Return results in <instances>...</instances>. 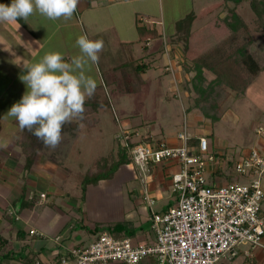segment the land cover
<instances>
[{
    "label": "rangeland",
    "instance_id": "1",
    "mask_svg": "<svg viewBox=\"0 0 264 264\" xmlns=\"http://www.w3.org/2000/svg\"><path fill=\"white\" fill-rule=\"evenodd\" d=\"M215 1H218L220 5L214 8L209 15L192 22L190 26L192 30L194 29L200 35H203L208 44H214L220 39L224 40L229 35L226 33V35H223L224 38L222 36L217 37V33L224 30L222 29L220 17L232 6L243 17L252 35L257 37L262 33L261 29L257 28L256 15L249 4V0H241L237 6H235L233 0ZM209 2L211 0H203L200 1V4H208ZM195 6L194 11L197 12L199 4ZM168 8L169 5L167 7L166 4H163V12L167 17ZM186 10L183 6H176L173 9V15L181 19L185 16L183 14ZM108 15H106L107 18ZM137 18L141 23H147L146 25H148L147 15L142 13L134 14L133 25H135V19ZM28 19L25 20L27 27L22 25L19 20L11 23L0 22V144L5 141L17 142L18 136H15V132H17L15 129L18 126L12 124L14 123L11 121L13 117H7L6 114L12 105L17 103L27 91L26 85L20 80V76L26 74V69L22 70V75L17 73L25 63H34V59L30 56L31 49L36 47L45 34L42 28L37 27L33 22L30 23L31 19L29 17ZM108 22V19H104L103 22L101 21L97 24L96 28H86L84 35H87L92 40L103 39L104 41V50L101 52L103 55L99 54V61L92 66L89 75L96 80L97 84L101 83V87L96 92L101 99L108 100L109 103L96 113H93V116L99 119L95 127L87 129L81 125L84 129L80 131L77 139H69L71 137L65 132L64 137H67L69 143L66 145L61 142L58 149H54L58 152H54L52 156V158H55L56 163L59 162V165L71 170L70 172L65 168L66 171H63L70 173L69 185L71 184V187L74 188V197H77L81 202L84 184L82 176L86 172V176L91 171L93 172L97 166L96 161L101 156L115 149L119 142L123 141L122 137L126 133L129 134L128 136L131 137L132 142L141 141L140 139L145 141V137L140 138V136L151 133L161 135L164 142L169 144V141H177L176 133L185 128V133L188 136L202 134V136L206 137L208 142L207 155L222 157L226 153V155L238 158L239 155L251 148H257L264 153V70L247 86L244 92L224 86L221 88L217 87L216 92L209 99L200 100L201 106H196L197 94L190 83L193 71L189 70V63L184 60L185 56H183L184 52L180 40L182 51L173 46L167 51L168 55H166V61L169 58L172 59L171 57H174V54L178 55L176 64L174 66L167 63L162 65L163 58L160 59V57L163 50L161 52L156 50V48H164V45L168 46L170 42L175 40L171 38V35L169 36L168 29L164 33V39L163 37L162 40L154 39L145 45L144 42H136L137 32L135 27L130 26L128 29L125 27H120L119 29L111 28L117 30V33L114 32V34L110 33ZM126 22L128 23L127 19ZM111 27L114 26L112 25ZM181 27L184 31L188 29L187 25L182 24ZM61 30H58L53 35L49 48L44 50V54L55 51L71 59L72 56L79 54V49L76 47L75 51H71L74 47V40L68 38L69 36L65 33L63 34ZM116 36L118 40L120 38L122 40H132L135 49H138L136 54L131 53L129 55V59L134 57H138L135 59H141L144 57V60L151 61V66L142 74L144 83L137 92H120L122 81L119 74L116 73H113L111 77L114 80L112 85L107 86L102 83L100 67L103 68L102 66L106 63L116 61L118 58L115 53H118L117 48L115 51L108 50L111 49L112 40ZM60 40L63 43L59 42ZM37 41L39 42L36 43ZM62 44H64L63 47ZM156 44L157 46H155ZM154 48V53H148ZM142 55L144 56L140 57ZM40 56L38 55L37 57ZM204 75L206 82L213 77L212 72L207 69L204 70ZM203 110L207 111L208 117ZM210 114L218 116L219 119L212 122ZM18 128L20 129V127ZM136 130L139 135L134 133ZM21 132L23 130H18V133ZM148 139L150 140V138ZM127 165L131 164L126 163L125 166ZM127 169L132 170V168ZM142 172L144 173V171ZM231 174L230 177H226V180L244 181L234 170H232ZM260 180L264 189V174L260 177ZM134 183L136 182L134 181ZM136 185L139 187V184L136 183ZM161 194H163V198H167L168 191L166 190ZM50 199H52L51 196L48 200ZM83 201L80 204L83 205ZM145 201L142 199L144 204L146 203ZM56 204L62 208L61 199L56 198L55 205L51 208V210L55 211V215L51 216V219L61 218V213L58 211ZM46 206L47 204L44 205V207ZM151 207L154 210L159 207V201L155 196ZM37 208L38 211L43 210L40 209L42 208L40 206ZM262 209L264 215V203ZM94 234L89 233L88 238L90 240L93 239ZM0 253L2 252L0 251ZM21 254L25 255L23 257L16 256L17 259H23L20 261L21 264H38L39 260L34 263V260L38 257L37 253L29 252L27 254L26 252H21ZM56 260L54 257L51 262L46 259L43 263L56 264ZM246 262L247 259L244 256H236L232 259L221 258L214 264H246ZM15 263L16 261L12 264Z\"/></svg>",
    "mask_w": 264,
    "mask_h": 264
},
{
    "label": "crops",
    "instance_id": "2",
    "mask_svg": "<svg viewBox=\"0 0 264 264\" xmlns=\"http://www.w3.org/2000/svg\"><path fill=\"white\" fill-rule=\"evenodd\" d=\"M98 1L79 0L77 10L73 14L74 17L72 16L71 19L67 20L63 18L50 20L38 12L29 16L31 19L30 23L33 22L37 27L39 26L45 33L36 47L31 49L30 56L34 59V63L38 62L40 60L38 58L44 55V50L49 48L51 38L58 30L62 29L63 34H67L68 38L74 40V47L71 51H75V40L81 34L84 35L87 30L86 28L94 29L104 19H108L109 21L110 33H117L116 29L111 28L119 29L120 27H125L128 29L130 26L136 28L137 22L133 25L134 14L142 13L147 15L148 25H146L147 23L145 25L154 28L159 35L156 38L138 41V33H136V42H144L146 45L154 39L162 40V37L163 39L165 38L164 33L166 29H168L169 36L171 35V38L175 40L170 42L168 46L164 45L160 59L163 58L162 65L167 63L174 66L178 55L174 54L175 58L171 57L172 59L169 58L166 61L167 51L173 46L181 50L182 46L180 47L181 43L177 38L176 30L179 17L177 18V16L173 15V9L176 6H183L187 9L183 14L186 15L189 12H196L194 11L196 4H199V9H197L199 11L212 3L218 2L211 0L208 4H200V1L203 0H198L199 3L196 0ZM163 4H166L167 7L169 5L168 17L163 12ZM106 15H108V18ZM22 22L20 23L27 27L24 19ZM112 25L114 27H111ZM190 30L192 29L190 28ZM59 42L63 43L62 40ZM112 44L111 49L108 50L115 51L117 48L118 53H115L118 58L116 61L106 63L102 66L103 68L112 62L129 58L131 53L136 54V51L138 52V49L134 47L133 41L129 39L122 40L120 38L118 40L116 36L112 40ZM154 50L155 48L151 49L150 52L154 53ZM38 55L40 57H37ZM63 56L66 62H70V58L66 55ZM135 58L138 57L132 59ZM24 65L17 74L22 75V70H25ZM103 68L100 67V73ZM163 68L165 67L163 66ZM100 84H97V89L100 88ZM101 108L103 107L99 109ZM13 119L15 120V118H12L11 121L14 122L12 124H16L19 127L18 122ZM96 124L87 126L82 123H76V126L72 127L69 123H66L62 128L61 142L66 145L69 143L67 137H64L65 132L71 137L69 139L74 140L78 138L82 129L93 128ZM18 127L15 129L17 131L15 132V136L19 137L20 133H18V130L20 129ZM134 133L139 135L137 130ZM198 136H202V134L194 136L195 139ZM141 137H148L156 142L163 140L161 135L151 133H147ZM32 141L36 143L34 144L37 148L34 150L32 163L28 169L23 168L25 153L22 152L21 146L16 141H5L0 144V238L2 240L0 243V251L2 253L0 255L10 251L16 257L21 252H26L27 254L33 252L38 254L34 263L36 260L43 263L46 259L51 262L54 257L63 253L66 249L74 245H87L97 236L98 233L95 232L93 239L90 240L88 238L89 233L93 232L82 228L81 224L79 225L80 222L90 228L94 225H99L101 229L107 224L126 219L134 227V233L130 237L134 243H152L154 241V232L151 227V212L165 210L175 202V195L171 192L169 179L170 173L178 169L175 163L172 161L151 163L144 173L140 169L135 168L130 162V167L122 164L114 171L110 178L100 179L95 184H87L83 205L79 211L78 206L80 205V201L77 197H74V188L71 187V184L69 185L70 173L63 171L65 168L70 172L71 170L63 167V165H59V162L56 163L55 158H52L54 152L58 151L46 147L37 137L32 139L31 135L30 145H33ZM168 143L177 144L178 140L169 141ZM55 149H58V147ZM217 159H219L218 162H208V171L211 177L218 176L224 181L227 179L226 177L232 175V170L222 165L225 162L223 155L222 157L218 156ZM125 167L132 168V170ZM134 181L139 184V187H137ZM166 190L168 191L167 198H163V194L161 193ZM41 193H44V196H40ZM50 196L52 199L48 200ZM154 196L159 201V207L156 210L151 207ZM56 198L61 199L62 208L56 204L58 211L61 213V218L51 219V216L55 215V211L51 210V208L55 205ZM142 199L144 201L147 200L145 204L142 202ZM46 204L47 206L44 207ZM39 206L42 207L40 208L43 209L42 211H38L37 207ZM31 229L35 232L30 233ZM21 255L20 257H23L25 254ZM21 260L23 259L6 258L2 261V264H12L15 261V264H21ZM251 261H253V264H263V252L260 249H256Z\"/></svg>",
    "mask_w": 264,
    "mask_h": 264
},
{
    "label": "built area",
    "instance_id": "3",
    "mask_svg": "<svg viewBox=\"0 0 264 264\" xmlns=\"http://www.w3.org/2000/svg\"><path fill=\"white\" fill-rule=\"evenodd\" d=\"M128 135L124 134L120 143L127 147L135 168L146 171L149 164L162 161L178 166L169 177L175 202L165 210L151 212L154 241L134 243L129 237H114L103 229L87 245L66 249L56 264H214L221 258L251 259L256 249L264 258L261 150L251 148L238 158L225 153L222 165L244 181H222L210 176L208 162L219 159L207 155L204 136L191 144L183 128L176 133L177 144L163 140L129 144Z\"/></svg>",
    "mask_w": 264,
    "mask_h": 264
},
{
    "label": "trees",
    "instance_id": "4",
    "mask_svg": "<svg viewBox=\"0 0 264 264\" xmlns=\"http://www.w3.org/2000/svg\"><path fill=\"white\" fill-rule=\"evenodd\" d=\"M241 0H233L235 6L239 4ZM12 0H1V4L10 5ZM249 4L256 15L257 28L261 29L259 36H254L251 33L247 23L232 6L226 10V13L220 17L223 31L217 33L218 36L229 35L227 38L220 39L214 44H208L203 35L197 33L195 30H190L192 22L210 14L214 8L220 5L219 2H215L200 9L197 12H189L183 18L177 21V38L182 42L183 52L185 56L184 60L189 63V70L193 71V75L190 78L192 88L197 94L196 106H201L200 100L209 99L212 94L216 92L217 87H228L239 92H244L248 85L264 70V0H249ZM21 23L22 19H18ZM136 30L138 33V41H145L147 38H156L159 34L154 28L147 27L140 20L136 19ZM187 25L188 29L184 31L181 27ZM195 31V32H194ZM196 33V34H195ZM206 33V32H205ZM200 35V36H199ZM216 36V35H215ZM204 38V39H203ZM224 38V37H223ZM158 51L163 50V47L156 49ZM152 54V52H148ZM209 54V55H208ZM151 66V61L141 59H129L123 58L118 62H112L101 70V79L103 85H112L114 80L111 78L113 73L119 74L122 87L120 92H137L144 80L142 73H144ZM212 72L213 77L206 82L204 70ZM206 83V84H205ZM101 87V86H100ZM109 102L103 100L95 92V94L87 99L85 102V112L83 119H75L69 124L72 127L76 126V123H82L87 126H92L98 122V119L93 117V113L100 107H104ZM208 117L207 111L203 110ZM211 121H217L218 116L210 114ZM16 121V119L14 120ZM17 122V121H16ZM36 137L28 130H23L19 134L17 144L21 146L22 152L25 153V159L23 168L28 169L32 163L34 150L37 148L36 143L32 141L33 145H30V140ZM138 142H149L153 140L145 138V141L140 139ZM189 143L194 144L196 139L194 136H189ZM129 144L137 143L128 141ZM159 142V141H158ZM35 143V144H34ZM130 162V157L127 151V147L119 144L104 156H101L96 161V169L90 173H84L83 189L81 194V202L84 200V189L87 184H95L100 179L110 178L114 171L122 164ZM90 171V170H89ZM80 202V203H81ZM82 204L78 206V210H81ZM81 224V225H80ZM79 225L86 231H92L93 233H99L103 229H107L114 237H131L134 233V227L132 224L124 219L122 221L113 222L105 225L104 228L99 225H94L92 228L82 224ZM21 253L17 256H20ZM22 256V255H21ZM60 254L55 258L59 259ZM6 258H17L12 253L6 252L0 255V264ZM246 264H253V261L249 258Z\"/></svg>",
    "mask_w": 264,
    "mask_h": 264
},
{
    "label": "clouds",
    "instance_id": "5",
    "mask_svg": "<svg viewBox=\"0 0 264 264\" xmlns=\"http://www.w3.org/2000/svg\"><path fill=\"white\" fill-rule=\"evenodd\" d=\"M78 3L79 0H12L10 5L0 4V22L27 20L35 12L50 20H67L76 12ZM75 46L79 54L70 62L62 53L53 51L46 52L38 62L26 63V74L20 80L27 91L6 114L16 119L21 130H28L51 149L61 143L66 123L83 119L85 102L97 89L89 73L104 49L103 39L80 35Z\"/></svg>",
    "mask_w": 264,
    "mask_h": 264
}]
</instances>
